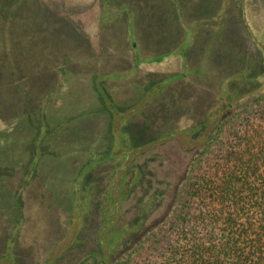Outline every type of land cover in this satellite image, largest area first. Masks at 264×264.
Segmentation results:
<instances>
[{
	"label": "rangeland",
	"instance_id": "374dc122",
	"mask_svg": "<svg viewBox=\"0 0 264 264\" xmlns=\"http://www.w3.org/2000/svg\"><path fill=\"white\" fill-rule=\"evenodd\" d=\"M262 94L264 0H0V264L131 254Z\"/></svg>",
	"mask_w": 264,
	"mask_h": 264
},
{
	"label": "trees",
	"instance_id": "16d2710c",
	"mask_svg": "<svg viewBox=\"0 0 264 264\" xmlns=\"http://www.w3.org/2000/svg\"><path fill=\"white\" fill-rule=\"evenodd\" d=\"M211 133L169 218L113 264H264V94Z\"/></svg>",
	"mask_w": 264,
	"mask_h": 264
}]
</instances>
